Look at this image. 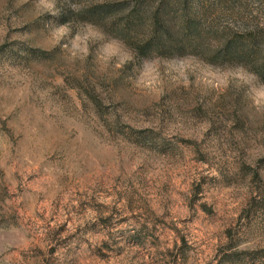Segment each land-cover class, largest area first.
Segmentation results:
<instances>
[{
  "label": "rangeland",
  "instance_id": "obj_1",
  "mask_svg": "<svg viewBox=\"0 0 264 264\" xmlns=\"http://www.w3.org/2000/svg\"><path fill=\"white\" fill-rule=\"evenodd\" d=\"M69 5L0 0V264H264V82Z\"/></svg>",
  "mask_w": 264,
  "mask_h": 264
},
{
  "label": "trees",
  "instance_id": "obj_2",
  "mask_svg": "<svg viewBox=\"0 0 264 264\" xmlns=\"http://www.w3.org/2000/svg\"><path fill=\"white\" fill-rule=\"evenodd\" d=\"M68 1L60 23L97 26L136 58L194 55L210 64L241 66L264 82V28L242 23L245 0ZM227 13L238 21L221 23L219 16Z\"/></svg>",
  "mask_w": 264,
  "mask_h": 264
}]
</instances>
